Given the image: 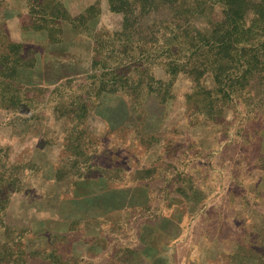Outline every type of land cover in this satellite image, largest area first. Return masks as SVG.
I'll return each mask as SVG.
<instances>
[{"label": "rangeland", "instance_id": "1", "mask_svg": "<svg viewBox=\"0 0 264 264\" xmlns=\"http://www.w3.org/2000/svg\"><path fill=\"white\" fill-rule=\"evenodd\" d=\"M145 1L0 0V264H264V23L217 82Z\"/></svg>", "mask_w": 264, "mask_h": 264}, {"label": "trees", "instance_id": "2", "mask_svg": "<svg viewBox=\"0 0 264 264\" xmlns=\"http://www.w3.org/2000/svg\"><path fill=\"white\" fill-rule=\"evenodd\" d=\"M152 1L155 3L153 4V2L145 1L146 3L141 5L139 13H142L145 10V6H149L150 4H153L156 7H168L169 12L172 13L174 20L177 22L170 31L174 38L178 36L181 21L187 20L188 18L191 20V17H198L206 8L217 7V9H219V15H212L216 17L208 18L210 26L206 27V31L201 32V29L195 28L194 26L196 33L202 36L201 39L191 38L186 41L187 48L190 52L198 53L197 55L201 57L199 61L195 60V65H193L194 68L202 67L204 70L211 69L217 82H222L219 80L222 79L225 71L230 67L236 66L239 71H242L240 76L245 79L246 75L257 66V63L261 64L259 57L256 56L254 52L251 53V51H253V46L248 43L249 39H243L242 37L243 34L250 31L253 22L258 21L261 24L264 23V0H261L260 3L256 0H191L194 5L185 4L184 1L182 4H179V0ZM175 3H178V5H192V15H188V12L176 9L175 7L178 6H176ZM247 15L249 16L250 24L245 28L244 23ZM124 18L126 20H131L132 15H128V13L125 12ZM180 39L184 41L183 38ZM136 42H138V39ZM143 42L154 44L157 40L155 38H146ZM239 43L242 44L241 47H239ZM167 44L170 43L167 41L163 43V45H166V48L169 47ZM249 52L252 54L251 56H248ZM2 56L6 57L5 54ZM210 56H213V59L209 60ZM219 90L223 91L221 88H219ZM166 93H168V91H166ZM223 93V95L228 94L226 89ZM207 113L210 114V110ZM79 144L83 151L89 143L87 142L85 145L82 141V143L80 142ZM79 144H77V146H79ZM75 223L76 222L71 221L69 227L72 228ZM68 230L71 229L68 228ZM61 236L62 238H65L64 234H60V237ZM21 245L23 244L21 243ZM23 248L21 247V251L17 256L18 259H22L21 255L26 254V249ZM52 255L53 253H51L50 256Z\"/></svg>", "mask_w": 264, "mask_h": 264}]
</instances>
